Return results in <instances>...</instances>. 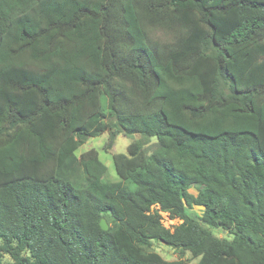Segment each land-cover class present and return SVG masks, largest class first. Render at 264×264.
<instances>
[{
	"label": "trees",
	"instance_id": "1",
	"mask_svg": "<svg viewBox=\"0 0 264 264\" xmlns=\"http://www.w3.org/2000/svg\"><path fill=\"white\" fill-rule=\"evenodd\" d=\"M57 17L97 21V55L38 62ZM104 134L133 139L117 182L78 155ZM0 242V264H188L154 242L264 264V0H0Z\"/></svg>",
	"mask_w": 264,
	"mask_h": 264
},
{
	"label": "rangeland",
	"instance_id": "2",
	"mask_svg": "<svg viewBox=\"0 0 264 264\" xmlns=\"http://www.w3.org/2000/svg\"><path fill=\"white\" fill-rule=\"evenodd\" d=\"M61 18L57 17L54 20V30L52 34L45 40L33 41L34 49L31 53L34 58L38 60L42 65L43 63H51L57 56L65 57L68 61H72L75 57L81 54L91 53L94 56L99 51L100 44L96 38L97 32V21L84 20L77 23H65L61 22ZM68 21V20H67ZM31 33L34 34V29L30 27ZM50 48L52 50H50ZM71 53V56L66 57L65 54ZM140 136L136 135L134 139H139ZM133 141L132 138L125 137L122 134L118 135L114 147L110 150H106V144L108 142V135L104 134L98 138L90 139L79 151L78 155L82 152L88 151L92 148H96L99 151L100 159L107 167V172L103 178V181L117 182L119 177L113 165L112 156L114 154H126L127 147ZM193 194L198 195V191L195 189L191 190ZM192 214H202V208L194 206L191 210ZM161 222L165 228L173 230L175 226L182 223L179 219H172L168 213H160ZM217 238L224 239L229 238L228 234L222 229H211L208 228ZM1 244V242H0ZM152 250L160 254L166 261H177L183 260L188 264H197L198 260L191 257L189 253L181 255L179 252L173 250L162 242H154ZM4 263L10 262L8 256H4Z\"/></svg>",
	"mask_w": 264,
	"mask_h": 264
},
{
	"label": "water",
	"instance_id": "3",
	"mask_svg": "<svg viewBox=\"0 0 264 264\" xmlns=\"http://www.w3.org/2000/svg\"><path fill=\"white\" fill-rule=\"evenodd\" d=\"M100 227H101V229L104 230V231H108V230H109V225H108V223L106 222L105 219H102V220L100 221Z\"/></svg>",
	"mask_w": 264,
	"mask_h": 264
}]
</instances>
